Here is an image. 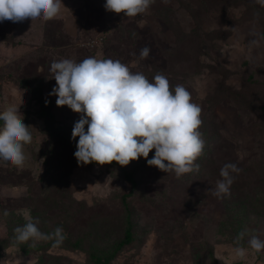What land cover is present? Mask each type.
<instances>
[{"label": "rangeland", "instance_id": "374dc122", "mask_svg": "<svg viewBox=\"0 0 264 264\" xmlns=\"http://www.w3.org/2000/svg\"><path fill=\"white\" fill-rule=\"evenodd\" d=\"M61 2L47 22H0V112L19 109L32 135L22 167L0 160V264H94L92 257L106 264H264V250L248 246L253 236L264 240V5L154 0L146 13L125 17L106 11L105 0ZM144 47L149 56L139 60ZM89 56L119 60L150 81L163 73L172 88L191 93L214 136L202 138L207 164L194 166L198 174L175 178L143 157L127 166L69 159L63 141L76 148L71 133L82 114L48 95L56 85L49 69L62 58ZM229 163L238 171L229 194L218 198L220 169ZM26 211L42 233L61 228V242H17ZM128 226L133 241L122 245ZM236 247L247 250L243 258Z\"/></svg>", "mask_w": 264, "mask_h": 264}, {"label": "clouds", "instance_id": "9594fccd", "mask_svg": "<svg viewBox=\"0 0 264 264\" xmlns=\"http://www.w3.org/2000/svg\"><path fill=\"white\" fill-rule=\"evenodd\" d=\"M153 3L154 0H105L103 7L125 17H136L146 13ZM258 3L264 5V0ZM62 6L61 0H0V22H47L60 14ZM149 53L148 47L142 48L139 60L146 59ZM49 71L56 85L48 95L56 96L58 107L67 106L82 114L71 133L73 139L79 138L74 152L78 164L115 162L127 166L143 157L147 165L177 177L193 171L194 166L198 169L195 161L204 149L199 131L202 109L192 102L191 93L183 85L172 88L167 76L160 72L150 81L143 72H133L119 60L94 56L79 62L62 58L53 61ZM0 121V160L22 167L27 159L25 145L32 141L29 126L14 106L0 112ZM153 150L154 155L147 159ZM237 171L235 164L222 166L215 196L229 194L231 173ZM24 215L26 223L14 230L17 242L31 240L33 247L39 241L61 242V228L51 234L42 233L38 221L34 222L27 211ZM243 235L238 234L237 244ZM248 246L260 252L264 250V240L253 236ZM246 252L243 247L235 248L239 258Z\"/></svg>", "mask_w": 264, "mask_h": 264}, {"label": "trees", "instance_id": "16d2710c", "mask_svg": "<svg viewBox=\"0 0 264 264\" xmlns=\"http://www.w3.org/2000/svg\"><path fill=\"white\" fill-rule=\"evenodd\" d=\"M201 121H202V124H201L199 130H201L200 133L202 134V138L203 137H210V138L211 137H214L213 136L212 129L205 128V126H206L205 121H203V119ZM63 144H64V146L67 147V155L70 156L69 159H71L73 162L77 163V160L74 157V152L76 151V148L73 147V146H70L69 143L66 142V141H63ZM206 147H207V145L205 146V144H204L203 151L207 150ZM56 149L59 150V146L57 148V145H56ZM56 149L50 151L49 154L55 153L54 151ZM152 152H154V150ZM195 162L198 164V167H200V166L204 167L207 164L206 162H204V156L203 155H201ZM81 165H83V164H81ZM109 165H114V162L110 163ZM87 166H99V165L96 164V163H89V164H87ZM199 172L200 171L199 170H196V168L194 167L193 168V171H191L189 173H186V174H183L180 177H177L173 172H168L167 174L172 173V175L175 178H186L187 176H189L190 173L198 174ZM231 175H232V173H231ZM124 177H125L126 181L129 182L132 185L133 188L136 187V181H135V179L133 178V176H132V174L130 172H124ZM45 202H47V201H44V202L40 203V205L41 206H44V203ZM33 206L35 207L34 204H33ZM17 221H19L18 222L19 223V226H22V225H24L26 223L25 221H23L21 219H19ZM11 223L13 225H16L17 224V222H15V221H12ZM132 241H133V232L131 230V227L128 226L126 232L124 233V240L122 241V245L130 244V243H132ZM92 261H93L94 264H106L107 263L106 261L105 262H102L101 259L98 258V257H92Z\"/></svg>", "mask_w": 264, "mask_h": 264}, {"label": "built area", "instance_id": "2783aa9c", "mask_svg": "<svg viewBox=\"0 0 264 264\" xmlns=\"http://www.w3.org/2000/svg\"><path fill=\"white\" fill-rule=\"evenodd\" d=\"M87 45H90L89 43H87Z\"/></svg>", "mask_w": 264, "mask_h": 264}]
</instances>
